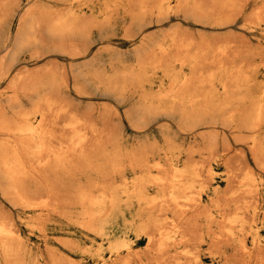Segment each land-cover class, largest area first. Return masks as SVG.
<instances>
[{
  "label": "bare ground",
  "instance_id": "obj_1",
  "mask_svg": "<svg viewBox=\"0 0 264 264\" xmlns=\"http://www.w3.org/2000/svg\"><path fill=\"white\" fill-rule=\"evenodd\" d=\"M59 1L67 5L65 9L51 11L45 8L37 12L32 6V8L28 7L30 9L22 18L18 33L13 40L11 33L6 38L7 41L12 40V46L7 44L4 50L0 51V79L11 78L13 67L19 64L21 53L31 50L34 46H48L43 34L51 38L52 48L59 53L73 58L85 57L90 53L89 39L92 30L107 26L110 16L100 22L92 16L79 12L74 7L77 0ZM128 1L133 5V8L128 9L127 14L131 18V29H134L135 33L146 24L150 13L163 16L171 9L172 4V0ZM175 1L176 12L192 18L214 16L207 6L208 1L216 4L220 11L229 10L227 13L237 7V0ZM243 1L247 3L248 0ZM152 2L154 3L151 4ZM15 4V0H0V26L9 17ZM261 5L257 8L254 18L263 22L264 3ZM228 15L227 17H230L233 12ZM217 18L221 21L224 17L219 13ZM234 21L235 19H231L228 22ZM135 33L131 37H135ZM243 34L245 35V32ZM170 37L172 42L170 48L158 44L155 40L156 44L151 51L146 52L144 49L134 51L136 54L131 60L121 54L100 51L88 59L90 61L74 74L76 84L71 85L72 90L81 96H88L93 93L90 90L102 87L108 94L122 98L129 94L128 97L136 98L126 110L124 117L138 133L148 130L153 123L163 117L173 118L176 115H179L181 121L190 130L199 126L217 129L220 126H232L246 130L250 136L246 139L242 136L239 138L247 141L253 159L264 169V94L256 95L252 91L253 78L249 73L252 63L250 62V66L241 58V52L237 49L233 51L229 45L213 47L207 44L206 40L194 41L192 36L191 40L185 37L178 39L175 34ZM146 43L147 40L143 45ZM41 56L40 52L35 51L30 57L39 59ZM239 58H241L240 63ZM208 66L217 67L218 72L203 73L201 70ZM177 68H191L197 73L181 78L176 72ZM57 71L54 66L53 68L48 66L43 72L33 73L27 70L16 73L11 88L15 91L14 101L19 107L17 116L13 121L11 119L9 121L0 113L1 193L5 197H11L16 205L21 206L25 210L23 214L24 212L32 214L29 227L45 234V224L48 221L55 216L63 217L77 225L84 233L86 231L108 240L111 256L115 257L113 264H130L134 257L131 251L132 243L122 237L112 239L109 231L114 228L113 219L116 216L123 217L126 210L138 206L139 214H146V219H141L137 225V238L145 236L153 247L155 245V251L160 258L165 256L170 247H178L192 241H196L194 244L200 242L204 234L200 233L199 221L205 219L208 228L206 232L211 236L210 244L215 245L214 250L216 246L220 247L221 243L229 245L236 241L242 258L239 264H252V260H256V264H264V248L257 246V242V254L254 255L253 249H248L239 236L245 226L252 222L246 212L249 209L248 197H258L260 184L252 171L247 170L248 172L239 182L235 180L237 175L229 173V190L225 196L230 198L223 197L224 201H222L223 199L219 197L212 201V207L221 214V219L218 221L212 212L214 209L203 206L198 197L194 196L195 184L200 177L197 170L175 164L174 154L177 147L171 137H165L163 145L156 137H147L133 146H127L126 137L121 130L122 122L120 120L115 122L112 119L109 107L94 117L92 111L79 113L71 100L61 97L62 87L65 84L69 86V81L59 76ZM161 73L163 80L159 86H156L158 75ZM222 75H225L226 79H222ZM216 81H219L221 89L216 85ZM25 96H34L33 109L22 108V97ZM24 104L27 106L26 103ZM64 118L66 121L61 125L60 120ZM200 131L203 129L200 128ZM219 136L221 137L219 133H208L204 136L208 151L212 152L216 148ZM224 144L226 146V143ZM191 160H188V163ZM208 165L210 164H206ZM233 170L235 171L234 167ZM226 174L228 175V172ZM251 206L254 207L252 204ZM226 209L232 212H226ZM169 211L173 212V218L167 223L160 214L163 216ZM14 220L0 215V264H89L83 260L77 261L71 255L62 252V249L53 247L49 249L48 257L35 255L37 252L34 254L25 242ZM214 224L224 230L222 237L212 233ZM63 244L69 251L81 250L80 245L72 240L64 241ZM150 250L152 251V248ZM100 258L97 260L101 262ZM195 258L197 259L198 256ZM156 259L153 258V262L154 260L156 263L161 262ZM170 261L172 263V260Z\"/></svg>",
  "mask_w": 264,
  "mask_h": 264
},
{
  "label": "rangeland",
  "instance_id": "obj_2",
  "mask_svg": "<svg viewBox=\"0 0 264 264\" xmlns=\"http://www.w3.org/2000/svg\"><path fill=\"white\" fill-rule=\"evenodd\" d=\"M15 1H16V4L13 7L12 11L10 12L9 17H7L5 22L3 24H1V26H0V51L4 50V48L7 44H10V46H12V40L15 37V35L18 33V31L21 27V24H22V18L25 16L28 9L33 7L37 12L39 10H42L45 8H47L51 11H59V10L65 9L67 6L65 3H63L59 0H15ZM239 2H241V3H239ZM153 3L154 2H152L151 4H153ZM263 3H264V0H262V1L261 0H248L247 3H246V1H243V0L242 1L237 0V7L234 9V10H236L235 12H237V13H235L233 10V11H230L231 14L233 12V15H231V14H229L230 12L227 13V11H229V10H225L224 12L220 11L219 8L217 9L216 4L208 1L207 6L209 9H211L214 16L207 17V18H192V17H185L183 14L177 13L176 12V1L172 0L171 9H169V11L165 15L158 16L157 13H150L149 16L147 17L146 24L139 31H137L135 33V30L131 29V18L127 14L128 9H131V7L133 8V5H130L128 0H92V1H89V0H79L78 1L77 0L74 4V7L79 12H82L88 16L94 17L97 21L103 22L107 16H110V18H109L110 21H109V24L107 26H105L103 28H94L92 30L91 35H90V39H89V41L91 43L90 53H88L85 57L82 56L79 58H73V57H70L68 55L59 53L57 50H54L52 48V45H53L52 42L53 41L51 40V38L47 34H43V37H44L43 39L46 41L48 46H45V47L34 46L31 48V50L26 51V52L24 51L23 53H21V55L19 56V64L20 65L17 63L13 67V74L10 76L11 78L8 77L6 79H0V88H1L0 89L1 90L0 91V106H1L0 107V113L3 115V117L7 118L9 121H11V120L13 121L17 116V112L19 110V107H18L17 103H15V101H14L15 91L11 88V82L14 79L16 73H19L21 71H27V70H30L33 73H38V72H43V70L47 69L48 66H49V68L50 67L53 68V66H54L55 69H58L59 72L58 71L57 72L59 73V76L61 75V77H63L64 79H66L67 81L70 82V83L68 82L69 86H66V84L63 85L64 88L62 87L61 97H64V98L71 100L75 104V108L79 113L82 114V113L87 112V111H92L94 117H97L101 111H103L104 109L109 107V109L112 113V119L115 122H120V121L122 122L121 130H122V133L126 137V140H127L126 145L127 146H133L137 142H139L140 140H144L147 137H150V138L156 137L157 141L161 145H163L164 141H165V137H171L174 140L175 145L177 147V150L174 154L175 164H177L179 167L188 166L190 168H194L197 170V172L200 174V177L197 178V182L195 184V189H194L195 195L194 196L198 197L199 201L201 202V204L203 206L212 208L211 210L214 209L212 212L218 221L221 219V214L219 213V211L217 209L212 207L213 206L212 201L219 198V197L222 199H223V197H224V199L227 197L230 198V196H225V193H227L229 190V179H228L229 173L231 172V173H234V175H237V178H235V180L237 182H239L240 179L243 178V176L246 174V172L252 171L254 176L256 175L255 177H257V180H258V183L260 184V187H259V191H258V197L257 196L256 197L255 196L254 197H252V196L248 197L247 201L249 203L247 204V206H249V209L246 210V212H247L248 218L250 217L252 222H251V224H248L245 226V229L240 232L239 236H241L240 238L244 241V244L247 246V248L250 250L253 249L252 251H254V255H256L257 254L256 253V251H257L256 250V243L257 242H258L257 246H260L262 249L264 248V219H263L264 218V188H263L264 187V169L261 168L260 166H258L255 159H253L254 157L252 156V153L250 151V148L248 146L247 141L239 138V136H242L244 139L248 138L250 136V134H248L249 133L248 131L239 130V129L232 127V126H226V127L220 126L221 128L220 127L218 128L219 131L217 128H209L207 126H199L195 129L190 130L181 121L179 115H176L173 118L163 117L160 120H158L156 123H153L151 128H149L148 130L138 133V132L134 131V129L131 127L130 123L124 117L126 110H128L130 108L131 104L136 101V98L128 97L129 94H127L123 98L118 97L114 94H108V93H105V91L103 90L102 87H99V89H97V90H94V89L90 90L93 92L91 94L92 96L91 95L81 96V95L77 94L76 91H75L76 94L74 93V91L72 90L73 89L72 86H74L76 84V81L74 79V74L77 73L81 68H83L90 61L88 59H91L93 56L98 54L100 51H104V53L110 52V53L121 54V55L128 57V59L131 60L134 57V55L136 54L135 52H138L139 50L144 49L146 52L151 51L154 48L156 41L158 44H162L165 47L170 48L171 43H172L170 36L172 34H175L178 39L185 37V39L191 40V38L193 37L192 39L194 41H197V42H200V41L204 42L206 40V43L212 45L213 47H217L219 45H229L233 48L232 49L233 51L238 50L239 52H241V58L246 60V62L249 65L252 63V66L250 65L251 68H250V72H249L253 78L252 91L256 95H262V94H264V42H263L264 41V37H263L264 36V24H263L264 21L263 22L258 21L256 18H254L255 17L254 14H255L257 8L262 6L261 4H263ZM29 6H30V8H28ZM240 6H241V8H240ZM249 6H251V7H249ZM215 9H216V11H215ZM238 11L241 13L239 14ZM219 13H221L224 17L221 21L217 18ZM225 15H226V17H225ZM227 15L228 16L231 15V16L227 17ZM248 17L251 19H249ZM246 18H248L247 19L248 22L246 21ZM231 19H235V21L233 23H229L228 21ZM157 21H159V22H157ZM240 23H242V24H240ZM246 23H248V24H246ZM128 25H130V26H128ZM221 27H223V29ZM126 28H128V29H126ZM226 28H228V29H226ZM204 29H206V30H204ZM232 29H234V30H232ZM185 30H187V31H185ZM143 32H144V34H143ZM244 32H245V35L243 34ZM254 32H256V33H254ZM10 33H11V36L13 35L11 38L12 40L7 41L6 38ZM94 33H95V35H94ZM134 33L136 34V36L131 37V35H133ZM187 34H188V36H187ZM92 35H93V37H92ZM242 35H243L244 39H243V37H241ZM119 36H121V37L119 38ZM210 37H211V40H210ZM144 39L147 40V43L143 45V42L145 41ZM237 40H238V42H237ZM240 40L243 42H241ZM213 41H215L214 44L216 46L213 44ZM219 41H220V43H219ZM248 41H249V43H248ZM110 42H112V43H110ZM217 43H219V44H217ZM35 51H38L42 54V56L39 59H35V58L30 57L31 53H34ZM241 58H239V60H238L239 63L241 61ZM75 59H77V60H75ZM6 60H7V58H6ZM25 64H27V65H25ZM214 67L215 66H208V67L203 68L201 71L203 73H208L210 71L218 72L217 67H215V69H213ZM74 69H76V70H74ZM15 71H17V72H15ZM62 72H64L65 75H64V73L62 74ZM176 72L178 73V75L181 78L189 77V76H192L194 73H197L196 70L191 69V68H185V69L177 68ZM221 78L226 79L225 75H222ZM162 80H163V78H162V73H161L158 75L156 86H159V84L161 83ZM216 85L218 86L219 89H221V85H220L219 81H216ZM220 93H221V91H220ZM76 95H78V97ZM12 96H14V97H12ZM67 96H69V97H67ZM89 96H91L92 98ZM22 99H23V101H22V108L23 109H25V110L33 109L34 103H35L34 96H32V97L31 96H29V97L25 96V97H22ZM12 100L14 103L11 102ZM24 103H26L27 106ZM82 104H83V106H82ZM11 105H13L14 109H13V107L11 108ZM81 106H82V108H80ZM2 107H4V108L2 109ZM119 110L121 112H119ZM120 113H122V114H120ZM11 114H12V116H11ZM65 121H66V118L61 119L60 124L63 125ZM203 127H205V128H203ZM200 128L203 129V131H200ZM207 129H208V131H207ZM216 129H217V131H216ZM197 131H199L200 135ZM208 133H219L221 135V137L219 136L218 143L216 146V148H218V150L215 148L212 151L214 153L208 151L207 144L204 140V136H206ZM240 133H241V135H238ZM243 133H244V135H242ZM263 135H264V132H263ZM225 141H227V142H225ZM220 142H221V144H220ZM230 142H231L232 147L234 149L231 147ZM224 143H226V146H224L225 145ZM244 145H245V147H244ZM227 146H229V147H227ZM229 149H231L230 152H229ZM219 151H221V152H219ZM223 152H224V154H223ZM218 154H220V155H218ZM230 154H233V155L230 156ZM189 155L190 156L192 155V156L190 157ZM187 158H188V160H191V159L192 160L189 161V163H188ZM198 158L199 159L201 158V159L198 160ZM208 158H209V160H208ZM202 160H203V162H202ZM205 160L207 161V163ZM196 161H198L199 163ZM204 161H205V163H204ZM220 161H221V163H220ZM242 161H243V163H242ZM191 162H193V164ZM226 162H227V164H226ZM238 162L240 163V165ZM208 163L210 165L206 166V164H208ZM200 164H201V166H200ZM230 164L232 165V168H231ZM226 167H228V168H226ZM233 167H234L235 171L233 170ZM203 169H205L206 171ZM211 170L213 172H210ZM226 170L228 172V175L226 174L227 173ZM216 174H218V175H216ZM260 198H261V200H260ZM224 199L222 201H224ZM255 200H257V201H255ZM231 204L233 205V203H231ZM251 204L254 207H252ZM257 206H258L259 210H258ZM15 209H16V211H14ZM23 211H25V210L21 206L16 205L14 200L11 197H5L4 195H2L1 186H0V212H2L0 215H2L4 217L11 218L13 220L15 218L14 221L17 224V227L19 228L22 236H24L23 238H24L25 242L28 243L30 248L33 250L34 254L37 252V254H35V255H43L45 257H48L47 254H49V249H51L53 247V248H57L59 250L62 249L61 250L62 252L66 253L68 255H71L77 261L83 260L89 264H103V263L113 264L115 257L111 256L108 240H103L102 238H100V237H98L92 233H89V232H88L89 233L88 234L86 231H85V233H86L85 234L84 231L81 230L77 225L73 224L70 221H67V219H65L63 217L58 218V216L53 217L51 219V221H48L45 224V228H46L45 234L42 232L40 233V232H38L39 230L32 229L31 226L30 227L28 226L30 221L32 220L30 218L32 214L27 213V212H24L25 214H23ZM243 211H245V210H243ZM16 212H18V213H16ZM226 212H232V211H229V209H226ZM13 213H14V215H13ZM261 213H262V215H261ZM28 216H29V218H28ZM116 217H115L116 219L115 218L113 219L114 228H112L109 232L111 233L112 239L114 237H122V238H126L128 241H130L132 243V250L131 251L134 254L133 259L134 260L136 259L138 261L136 262V260L134 261L132 259L133 261L131 260L130 264H154V263L155 264H160V263L161 264H163V263L164 264H184V263H186V264H197V263H200V264H234L235 261H236L235 264H237L239 262V260L242 259L241 255H240V251H239L240 249L238 248V243L236 241L233 242L234 245H233V243H230L231 245L221 243L220 247L218 245V246H216L215 250L213 249V247H215V245L213 246V244H210V243H212V241H210L211 236L207 235V232H206V231H208V228H207V224H206L205 219H201L199 221L200 233L204 234V238L200 241L201 243L199 241H197L198 242L197 243L198 245H197V244H194V243H196V241L195 242L192 241V243L187 242L184 245L182 244L183 246L180 245L178 247H170L169 248L170 250L168 249L166 251L165 256L160 258V255L158 256V253L155 251V248H154L155 245L153 247V244H150L148 242V240L145 238V236H141V238H137V235H136L137 225L139 224L141 219H146V214H139V207L138 206H133L131 209L126 210L125 215L123 217L122 216H119V217L116 216ZM160 217L162 219L165 218L166 219L165 222L167 221V223L171 222L172 218H173V212L169 211V212H167L166 215H163V216L160 214ZM63 220H64V222H63ZM202 221H204V222H202ZM258 221H259V223H258ZM260 221H262L263 223ZM256 223H258V224L256 225ZM246 228H247V230H246ZM211 231L215 236H221V237H222V233H224V230L220 229L217 224L212 225ZM213 231H215V233ZM30 234H32V235H30ZM41 234H43V235H41ZM51 235H52V237H51ZM94 237H96V238H94ZM206 239H209V240H206ZM70 240L78 243L80 245L81 250L75 249V251H69L64 246L63 242L64 241H70ZM209 245L212 246V249H210L211 246H209ZM151 248H152V251L150 250ZM218 248H219V250H218ZM210 250H212V252ZM146 251H148V252H146ZM153 251H155V252H153ZM263 251H264V249H263ZM97 252H99V254ZM145 252H146V254H145ZM223 252H224V254H223ZM237 253L239 255H237ZM241 253H242V251H241ZM126 254H127V252L125 253V255ZM149 255H151L152 259ZM170 255L171 256L173 255V256L171 257ZM155 256L157 257V259ZM182 256H184V257H182ZM196 256H198L197 259L195 258ZM228 256L231 259H229ZM235 256H236V258H235ZM169 257H171V259ZM79 258H81V260ZM99 258L101 259V262H100V260L99 261L97 260ZM153 258L156 260L159 259V260H161V262L157 261V263H156L155 260L153 262ZM175 258H178V259L174 260ZM166 259H168L167 263H166ZM237 259H238V261H237ZM170 260H172V263H170L171 262ZM228 260L230 261V263ZM145 262H147V263H145ZM149 262H151V263H149ZM240 262H241V260H240ZM252 264H256V260L255 261L252 260Z\"/></svg>",
  "mask_w": 264,
  "mask_h": 264
}]
</instances>
